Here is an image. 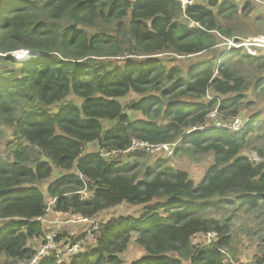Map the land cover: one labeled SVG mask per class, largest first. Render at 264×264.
Instances as JSON below:
<instances>
[{
    "label": "trees",
    "instance_id": "trees-1",
    "mask_svg": "<svg viewBox=\"0 0 264 264\" xmlns=\"http://www.w3.org/2000/svg\"><path fill=\"white\" fill-rule=\"evenodd\" d=\"M234 10L229 0L184 11L178 0H0V52L7 53L0 56V140L7 129L12 136L9 157L0 156V263L35 253L50 208L37 184L57 168L75 173L47 187L54 212L94 218L123 203L143 207L101 221L91 251L40 264H123L132 238L144 254L130 264H234L224 260L230 217L208 211L224 201L247 209L264 203V147L252 141L260 109H251L264 107V55L234 45L213 50L220 36H245L221 23ZM18 49L41 54L16 59ZM202 53L187 66L167 56ZM70 93L84 99L81 107L43 109ZM130 93L138 98L122 104ZM214 110L225 123L247 110L246 123L239 131L215 126ZM101 119L118 121L102 135ZM133 140L176 142L173 156L212 162L195 183L167 159L149 163L139 148L124 159L105 155ZM88 142L98 149L83 153ZM249 147L258 161L242 154ZM207 231L215 241L192 244Z\"/></svg>",
    "mask_w": 264,
    "mask_h": 264
},
{
    "label": "rangeland",
    "instance_id": "rangeland-1",
    "mask_svg": "<svg viewBox=\"0 0 264 264\" xmlns=\"http://www.w3.org/2000/svg\"><path fill=\"white\" fill-rule=\"evenodd\" d=\"M234 6L235 10L231 13L229 20L220 19L221 23L229 27L236 35H245L243 37L233 36L232 38H227L220 36L218 44L213 50L217 51H232L233 46L229 41L233 43H248L252 42L254 38L264 37V0H229ZM223 26V25H222ZM238 39V40H236ZM243 50L250 55H256V53H261L264 55V47L253 46L251 51L247 50V47L242 46ZM236 49V48H234ZM210 53V51H207ZM167 56L173 57L172 60L178 64L192 63L195 60H202L206 56V53L198 54L190 58H181L178 56H173L168 54ZM138 96L136 94L130 93L125 97H120L119 101L122 104L129 102L131 99H136ZM84 99L74 93H70L64 98L54 102L51 105L44 106L43 109L48 113H55L57 110L65 105L72 103L77 107H81ZM259 110L260 120L256 125V133L253 135L252 141L260 147H264V107L259 108L258 104L252 106L251 109ZM126 113L131 118H145L140 112L125 110ZM211 113V112H210ZM247 110H243L241 117L246 118ZM209 121H212L215 117L209 116ZM102 124V135L108 130L113 128L117 123V119H101ZM4 137L0 140V156L3 158H8V152L5 148L7 142L12 139L10 135V130H5ZM84 152H91L98 149L97 143L88 142L84 144ZM150 155V162H154L157 159H167V163L173 167L184 169L188 172L190 178L198 183L201 176L203 175L205 169L212 162L210 155L204 157H196L190 159V157L183 156H173L166 155L160 152L148 153ZM242 154L246 155L254 161H258L259 157L256 151L249 147L242 151ZM127 157V153L121 154V159ZM152 162V163H153ZM66 173H75L74 169L69 171H62L60 169L54 168L52 174L45 180L39 182L37 187L45 195L48 205H50L47 210L46 215L43 217L42 222L44 233H56L57 236L62 237L59 243L63 242L65 239H79V243L82 246V252L86 250H92L93 239H85L84 233L89 229L88 224H82L76 221L75 216L67 213H57L51 208V199L47 195V187L59 177ZM86 195V194H85ZM262 206V207H261ZM143 206H132L128 204H120L118 206L109 208L94 217L99 223L105 221L109 217L119 216V215H132L137 216ZM209 210V215L218 219L230 217L231 223V239L225 248L224 260L231 261L234 264H264V203L261 204L258 209H247V206L238 205L232 203V201H224L219 204L217 209ZM41 239L33 241L35 248H37ZM144 254L143 249L138 246L134 239L130 240L128 248L120 254L123 264H130L131 261L138 259ZM2 260V258H0ZM2 264V263H0ZM183 264H189L188 261H183Z\"/></svg>",
    "mask_w": 264,
    "mask_h": 264
},
{
    "label": "built area",
    "instance_id": "built-area-1",
    "mask_svg": "<svg viewBox=\"0 0 264 264\" xmlns=\"http://www.w3.org/2000/svg\"><path fill=\"white\" fill-rule=\"evenodd\" d=\"M202 0H178L180 7L184 11V9L189 6L194 4L195 2H201ZM231 45H234L236 47L238 46H245L247 47V50L251 51V47L253 46H261L264 47V37H259V38H254L252 42L248 43H233L229 41ZM28 51L24 49H18L16 51H13L11 54L16 58V59H21L24 58L26 53ZM7 53H1L0 56H6ZM216 111H212L211 113L208 114L209 116L215 117ZM214 121V125L221 127L225 126L228 127L229 129L233 131H239L244 124L246 123L245 118L239 116L236 117L234 120H232L229 123L221 122L215 120V118L212 120ZM176 145V142H171V143H148L145 141H139V140H133L132 144L124 151L120 149H114L107 154H122V153H127L131 152L136 148L145 150L147 153H154V152H160L164 153L166 155H172L174 151V147ZM42 220V219H41ZM77 222H80L82 224H88L89 229L85 231L84 233V238L85 239H93L94 231L98 229L99 222L95 218L91 217H78L76 218ZM57 234L56 233H45L44 237L41 239L40 243L38 244L37 248H35V253L33 254L32 257L27 258V259H21L18 260L15 264H40L42 260L46 258H54L57 261L61 259H68L72 257L75 254H79L82 252V246L78 241H74L75 239H65L63 242L59 243L60 241L56 240ZM217 238L216 232L215 231H207L203 234H195L192 237V244H209L213 240L215 241Z\"/></svg>",
    "mask_w": 264,
    "mask_h": 264
},
{
    "label": "water",
    "instance_id": "water-1",
    "mask_svg": "<svg viewBox=\"0 0 264 264\" xmlns=\"http://www.w3.org/2000/svg\"><path fill=\"white\" fill-rule=\"evenodd\" d=\"M39 54H41V53H39V52H29L28 51L25 56H28V55H39Z\"/></svg>",
    "mask_w": 264,
    "mask_h": 264
},
{
    "label": "crops",
    "instance_id": "crops-1",
    "mask_svg": "<svg viewBox=\"0 0 264 264\" xmlns=\"http://www.w3.org/2000/svg\"><path fill=\"white\" fill-rule=\"evenodd\" d=\"M41 219H42L41 221L43 222V221H44V219H43V218H41Z\"/></svg>",
    "mask_w": 264,
    "mask_h": 264
}]
</instances>
